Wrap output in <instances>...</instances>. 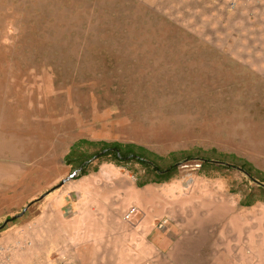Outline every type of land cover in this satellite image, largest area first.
I'll return each mask as SVG.
<instances>
[{"label":"rangeland","instance_id":"374dc122","mask_svg":"<svg viewBox=\"0 0 264 264\" xmlns=\"http://www.w3.org/2000/svg\"><path fill=\"white\" fill-rule=\"evenodd\" d=\"M79 139L177 170L103 156L68 178ZM9 218L0 264H264V0H0Z\"/></svg>","mask_w":264,"mask_h":264},{"label":"trees","instance_id":"16d2710c","mask_svg":"<svg viewBox=\"0 0 264 264\" xmlns=\"http://www.w3.org/2000/svg\"><path fill=\"white\" fill-rule=\"evenodd\" d=\"M83 144L90 145L91 147L96 148L93 153L87 155L85 151H81L80 147ZM110 156L113 161L116 163H127L135 162L142 166L144 169L151 170L152 173L157 178L154 182H162L169 179L173 173L177 170L176 162L172 160L167 166L162 167L157 164L156 155L152 152H149L143 147L136 146L131 143H120L116 141L107 142V141H88L85 139H79L73 143L70 147V150L65 156L66 163H68L73 170H79L77 175H85L87 162L93 157H103ZM186 159H194L193 157H186ZM231 158L235 159L234 156ZM73 159L75 161L73 162ZM176 160V159H175ZM201 163L210 162L211 159L199 158L197 159ZM236 168H239L244 174L250 177L252 180L262 184V181L259 179L257 174L259 173L248 161L238 160V162L232 163ZM153 182V180H152ZM148 183V182H147ZM12 218H9L10 221Z\"/></svg>","mask_w":264,"mask_h":264},{"label":"built area","instance_id":"2783aa9c","mask_svg":"<svg viewBox=\"0 0 264 264\" xmlns=\"http://www.w3.org/2000/svg\"><path fill=\"white\" fill-rule=\"evenodd\" d=\"M137 213V210L135 207H130L127 212L124 215L125 219H131L132 216H134Z\"/></svg>","mask_w":264,"mask_h":264},{"label":"water","instance_id":"95a60500","mask_svg":"<svg viewBox=\"0 0 264 264\" xmlns=\"http://www.w3.org/2000/svg\"><path fill=\"white\" fill-rule=\"evenodd\" d=\"M63 182H64V181H62L61 183H63ZM51 190H52V189H51ZM48 192H49V191H47L46 193H48ZM44 195H45V194H44ZM44 195H42L40 198H42ZM22 213H23V212H22ZM22 213H21V214H22ZM21 214H20V215H21ZM15 217H17V216H15ZM15 217H12V218H15ZM8 220H9V219L5 220V222H3V224L0 226V228H2V227L8 222Z\"/></svg>","mask_w":264,"mask_h":264},{"label":"clouds","instance_id":"9594fccd","mask_svg":"<svg viewBox=\"0 0 264 264\" xmlns=\"http://www.w3.org/2000/svg\"><path fill=\"white\" fill-rule=\"evenodd\" d=\"M79 170H73V174H70L68 178L74 177L76 174H78Z\"/></svg>","mask_w":264,"mask_h":264},{"label":"crops","instance_id":"0c3cea01","mask_svg":"<svg viewBox=\"0 0 264 264\" xmlns=\"http://www.w3.org/2000/svg\"><path fill=\"white\" fill-rule=\"evenodd\" d=\"M136 214H137V213H136ZM136 214H135V215H136ZM135 215H134V216H135ZM145 219L148 220L147 217H145ZM149 239H151L150 236L147 237V241H149ZM152 240H153V239H152ZM153 241H154V240H153Z\"/></svg>","mask_w":264,"mask_h":264}]
</instances>
